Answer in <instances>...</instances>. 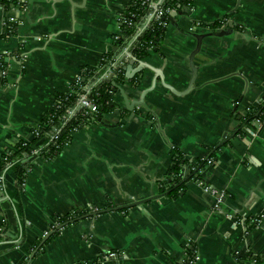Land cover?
Here are the masks:
<instances>
[{
  "label": "crops",
  "instance_id": "obj_1",
  "mask_svg": "<svg viewBox=\"0 0 264 264\" xmlns=\"http://www.w3.org/2000/svg\"><path fill=\"white\" fill-rule=\"evenodd\" d=\"M4 1L0 163L8 149L34 139L32 126L57 94L117 53L114 38L133 0H24L18 10ZM189 1L175 18L179 28L168 23L159 50L139 60L142 73L119 86L138 101L160 71L185 93L194 67L195 88L176 94L157 83L133 112L118 90L117 110L76 132L56 158H37L23 186L0 170V264H180L190 248L195 264H264V129L251 123L237 134V116L264 98V0ZM9 17H18L17 34L4 37ZM230 21L231 34L212 35ZM176 151L215 195L197 179L175 199L162 192ZM198 161L205 164L196 168ZM184 169L185 179L192 169ZM19 188L24 227L6 195ZM97 211L63 227L37 254L55 216ZM111 253L117 257L106 259Z\"/></svg>",
  "mask_w": 264,
  "mask_h": 264
},
{
  "label": "trees",
  "instance_id": "obj_2",
  "mask_svg": "<svg viewBox=\"0 0 264 264\" xmlns=\"http://www.w3.org/2000/svg\"><path fill=\"white\" fill-rule=\"evenodd\" d=\"M13 0L4 1V6L10 9ZM189 0H167L165 7H172L179 9V7L187 5ZM129 13H138L140 16L144 13L137 4L132 5L128 9ZM169 16L166 18L168 22ZM220 21L208 25L213 31L221 26ZM203 26H206L205 24ZM17 25H9V31L4 34V37L15 36L17 34ZM164 36V29L159 27L157 23L151 24V29L145 32L139 37V44L137 47H132L133 54H135L138 60L145 59L149 55V47L152 50H159L160 43ZM115 53H109L106 58H110ZM125 71H123L120 78L116 80V83L122 84L125 77ZM87 83V79L80 84H73L71 91L66 94L59 93L55 97V105L53 109L47 112L41 122L32 126L33 135H37L31 141H20L15 147L8 149L0 163V170L2 172H13L17 183L22 186L27 176V171L30 169L37 158L44 160H51L59 156L65 147L72 142V132L74 129L82 130L98 122L99 118L105 115L113 113L117 110V105L114 102V94L117 93V89L112 86V83L100 81L95 83L91 89L89 97L94 100L95 105L98 108V115L93 116L91 114L83 115V109H81L74 116H71V112L78 109L80 104V86ZM70 112V113H69ZM238 119L241 123L237 134H243L242 129L244 126L251 124L252 122H259L264 126V98L259 107L251 108L246 114H239ZM203 161L196 163V168L204 165ZM192 169L191 174L184 179L185 169ZM194 167L184 158V156L176 151L174 155L173 165L169 169L167 180L162 184V192L172 199H175L184 192L186 182L191 180H199L201 177L196 175ZM21 188L15 191H6V195L9 198L13 208L15 209L17 216L20 220V224L24 227L23 216V203L21 199ZM79 217L77 212L66 216H55L57 227L53 229L50 236L44 241L38 244L37 254L44 248V245L49 243L54 237L58 235L63 227L73 224ZM71 221H74L70 223ZM6 229H2L0 233V239L3 237V232ZM194 248L189 249V255L194 257Z\"/></svg>",
  "mask_w": 264,
  "mask_h": 264
},
{
  "label": "built area",
  "instance_id": "obj_3",
  "mask_svg": "<svg viewBox=\"0 0 264 264\" xmlns=\"http://www.w3.org/2000/svg\"><path fill=\"white\" fill-rule=\"evenodd\" d=\"M167 0H133L132 5H139V8L144 11V13L140 16L138 13H129L128 10L126 13L121 15V33L117 36H115L114 40L117 43L115 45L117 47V53L115 55H112L110 58H106V56L103 57L101 60V65L94 69H86L82 72V74L76 79L74 84H80L81 82L85 81L87 79V83L83 86H80V104L78 109L71 112V116H74L76 113H78L81 109H83V115L85 116L87 114H91L93 116L98 115V108L94 103V100L89 97L90 89L91 87L100 81H105L112 83V86L117 89V87L120 85L119 83H116V80L120 78V75H122L123 71H125L126 67L128 66L129 62L137 59L135 54H133L132 47H137L139 44V37H141L145 32L149 31L151 29V24L157 23L159 27H162L163 29L166 28V26L169 23L166 21V18L170 16L172 12L177 11V9H174L172 7H165ZM13 4L10 9H21L25 1L24 0H13ZM131 5V6H132ZM9 9V10H10ZM18 24V17H9L4 25L3 30L9 31V25H17ZM150 51H153L152 47ZM149 51V52H150ZM138 60V59H137ZM124 80L126 79V73L124 74ZM120 87V86H119ZM118 92V89H117ZM116 94H114L115 96ZM113 96V97H114ZM70 113V112H69ZM256 123L259 127L264 129V126L261 125L259 122H252ZM247 127V126H245ZM248 130V129H243ZM78 132L77 129H74L72 132L73 135ZM251 134H255L252 132ZM37 135H34V138ZM29 170V169H28ZM25 182V181H24ZM200 186H202L206 192L214 194L215 191L210 189L209 187L205 186L204 181L202 179L197 180ZM24 183L22 184V186ZM215 195V194H214ZM218 203L220 204V198L218 200ZM2 229H0L1 233ZM117 257V254L111 253L109 254L107 258H115ZM196 251L194 250V257L191 258L189 255V252L186 253L185 258L183 261H181L180 264H195L196 261ZM105 260L102 261L100 264H104Z\"/></svg>",
  "mask_w": 264,
  "mask_h": 264
},
{
  "label": "water",
  "instance_id": "obj_4",
  "mask_svg": "<svg viewBox=\"0 0 264 264\" xmlns=\"http://www.w3.org/2000/svg\"><path fill=\"white\" fill-rule=\"evenodd\" d=\"M180 8V7H179ZM184 9V8H183ZM185 11L182 12V11H179V9H177V11L175 12H172L169 16V23L171 22V24L177 28H179V24L178 22L175 21V18L177 16H184L186 13V9H184ZM229 28L228 29H225L224 31L220 32V33H213L212 35L214 36H217V37H222V36H226V35H229L233 32V29L235 27V24L230 21L229 24H228ZM203 39V36H197V40H198V45H197V48H199L200 44H201V40ZM136 64H138V66L134 67ZM146 67L144 63H142L141 61L137 60V59H134L132 61L129 62L128 66L126 67L125 69V73H126V77L127 79H132L135 77V75L137 74H141L142 71H143V68ZM192 71H193V76H192V80L190 82V85L187 89V91H185V93L193 90L195 88L194 86V82H195V77H196V70L194 67H192ZM156 73V77L154 79V82L152 84V87L148 90H146L142 95H141V98L138 100V101H132V102H129V100L127 99V96L125 95V93L120 89V87L118 86L117 89L120 90V92L122 93V95L124 96L125 98V103H126V107L128 109L129 112H133V110L135 109V105H144V97L145 95L151 91L155 85L157 83H161V85H163L164 87L168 88L169 90H171L173 93H176V94H185L184 92L183 93H178L177 91H175L172 87L168 86L165 84L164 80H163V76L161 75L160 71H155ZM102 119L99 118L98 119V122L101 123ZM224 143H221L220 146H222ZM186 173L188 174V170L186 171ZM151 199H148V200H143V201H139V202H136V203H133L131 206H141V205H144L146 203H148ZM98 214H101V211H97L96 213H93L91 215H85V216H82V217H79L77 219H75L74 221H78V220H82V219H85L87 217H90V216H95V215H98ZM74 221H71L70 223L74 222Z\"/></svg>",
  "mask_w": 264,
  "mask_h": 264
}]
</instances>
